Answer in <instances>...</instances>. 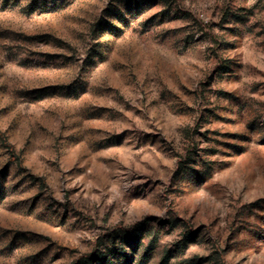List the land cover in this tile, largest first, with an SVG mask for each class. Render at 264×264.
I'll return each instance as SVG.
<instances>
[{"label":"rangeland","instance_id":"1","mask_svg":"<svg viewBox=\"0 0 264 264\" xmlns=\"http://www.w3.org/2000/svg\"><path fill=\"white\" fill-rule=\"evenodd\" d=\"M0 264H264V0H0Z\"/></svg>","mask_w":264,"mask_h":264},{"label":"trees","instance_id":"2","mask_svg":"<svg viewBox=\"0 0 264 264\" xmlns=\"http://www.w3.org/2000/svg\"><path fill=\"white\" fill-rule=\"evenodd\" d=\"M3 141H5L4 139H2ZM7 145V147H10V145H8V144H6ZM13 159L15 160V157H13Z\"/></svg>","mask_w":264,"mask_h":264}]
</instances>
